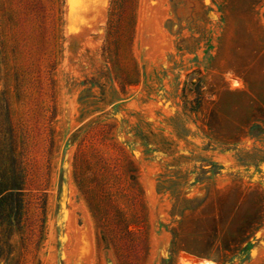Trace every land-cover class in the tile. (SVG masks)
Segmentation results:
<instances>
[{
    "label": "rangeland",
    "instance_id": "rangeland-1",
    "mask_svg": "<svg viewBox=\"0 0 264 264\" xmlns=\"http://www.w3.org/2000/svg\"><path fill=\"white\" fill-rule=\"evenodd\" d=\"M2 192L0 264H264V0H0Z\"/></svg>",
    "mask_w": 264,
    "mask_h": 264
},
{
    "label": "trees",
    "instance_id": "trees-1",
    "mask_svg": "<svg viewBox=\"0 0 264 264\" xmlns=\"http://www.w3.org/2000/svg\"><path fill=\"white\" fill-rule=\"evenodd\" d=\"M14 190L15 189H8V190H5V192H8L10 191L8 194V196H13L14 195ZM4 195V192L0 193V197H1V201H0V204H2V202H4L6 196H3ZM4 209V208H3ZM2 210V207L0 206V212ZM1 214V213H0Z\"/></svg>",
    "mask_w": 264,
    "mask_h": 264
},
{
    "label": "bare ground",
    "instance_id": "bare-ground-1",
    "mask_svg": "<svg viewBox=\"0 0 264 264\" xmlns=\"http://www.w3.org/2000/svg\"><path fill=\"white\" fill-rule=\"evenodd\" d=\"M212 264V263H211Z\"/></svg>",
    "mask_w": 264,
    "mask_h": 264
}]
</instances>
